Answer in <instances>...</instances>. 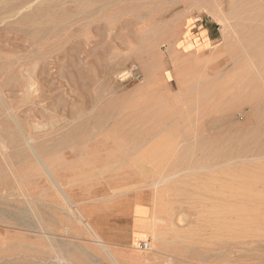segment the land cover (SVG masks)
I'll use <instances>...</instances> for the list:
<instances>
[{
  "label": "rangeland",
  "instance_id": "rangeland-1",
  "mask_svg": "<svg viewBox=\"0 0 264 264\" xmlns=\"http://www.w3.org/2000/svg\"><path fill=\"white\" fill-rule=\"evenodd\" d=\"M0 92V264H264V0H0Z\"/></svg>",
  "mask_w": 264,
  "mask_h": 264
},
{
  "label": "bare ground",
  "instance_id": "bare-ground-1",
  "mask_svg": "<svg viewBox=\"0 0 264 264\" xmlns=\"http://www.w3.org/2000/svg\"><path fill=\"white\" fill-rule=\"evenodd\" d=\"M36 1V0H35ZM19 2V1H18ZM20 3V2H19ZM57 3V2H56ZM53 5V4H52ZM105 5V4H104ZM188 5V4H187ZM214 5V4H213ZM28 6V5H27ZM51 6V5H50ZM53 7V6H52ZM58 8H59V6H58ZM54 9V8H53ZM217 10V9H216ZM219 11V10H218ZM93 12V11H92ZM243 15V14H242ZM244 16V15H243ZM12 17V16H11ZM20 17V16H19ZM22 17V16H21ZM71 17V16H70ZM76 17V16H75ZM74 17V18H75ZM77 19V18H76ZM86 20V19H85ZM60 22V21H59ZM64 22H66V21H64ZM226 22V21H225ZM83 23V22H82ZM227 23V22H226ZM257 23V22H256ZM225 25V24H224ZM250 29V28H249ZM31 32V31H30ZM34 34V33H33ZM252 36V35H251ZM263 44V43H262ZM258 46V45H257ZM251 48V47H250ZM250 51V50H249ZM258 51V50H257ZM261 51H263V50H261ZM247 52V51H246ZM248 53V52H247ZM262 53V52H261ZM249 54V53H248ZM252 54V53H251ZM244 55V54H243ZM259 55V54H258ZM252 57V56H251ZM232 63V62H231ZM229 66V65H228ZM256 69V68H255ZM25 73H28V72H25ZM30 73V72H29ZM74 74V73H73ZM127 75V74H126ZM21 76V75H20ZM76 76V75H75ZM255 76V75H254ZM257 77V76H256ZM32 78V77H31ZM259 79V78H258ZM32 80V79H31ZM211 81V80H210ZM259 81V80H258ZM29 82H31V81H29ZM29 82H27V83H29ZM34 82V81H33ZM12 83H14V82H12ZM26 87V86H25ZM253 90V89H252ZM35 91V90H34ZM33 91V92H34ZM1 93V92H0ZM3 93V92H2ZM1 93V94H2ZM254 93V92H253ZM256 94H258V93H256ZM255 95V94H254ZM259 95V94H258ZM1 96V95H0ZM1 98V97H0ZM237 99V98H236ZM6 103V102H5ZM259 105V104H258ZM11 109V108H10ZM9 112V111H8ZM11 115H12V113H11ZM252 117V116H251ZM97 120V119H96ZM95 122V121H94ZM246 128V127H245ZM260 128V127H259ZM23 133V132H22ZM260 133V132H259ZM17 135V134H16ZM256 136V135H255ZM17 138V137H16ZM26 138V137H25ZM63 138V137H62ZM29 139V138H28ZM210 139V138H209ZM31 140V139H30ZM29 142V141H28ZM29 144V143H28ZM23 149V148H22ZM18 152V151H17ZM181 152V151H180ZM34 154H35V156H36V158H37V160L42 164V166L44 167V169H45V171L47 172V173H49V171L47 170V167L45 166V165H43V162L40 160V158H39V156L34 152ZM186 156H187V154H186ZM212 162V161H211ZM211 165H212V163H211ZM219 165V164H218ZM217 165V166H218ZM203 166V165H202ZM216 166V165H215ZM214 166V167H215ZM219 167V166H218ZM219 168H222L221 166L219 167ZM201 170H204V168H200ZM195 170V169H194ZM199 170V169H198ZM52 178V177H51ZM56 185H57V183H56ZM57 188L59 189V191H60V193L62 194V196H63V198H65V199H67V196L65 195V194H63V192H62V190H61V188H60V186H58L57 185ZM68 200V199H67ZM1 208V207H0ZM4 209V208H3ZM13 213V212H12ZM12 213H11V215H12ZM14 213H16V212H14ZM33 214V213H32ZM6 215H7V213H6ZM14 216H15V214H13ZM33 217H35V216H33ZM15 219H16V217H14ZM23 219V218H22ZM17 220V219H16ZM15 220V221H16ZM19 220L21 221V219L19 218ZM97 239H98V241H100V238L99 237H97ZM32 259V258H31ZM55 259V258H54ZM32 260H35V259H32ZM62 260H63V257L62 256H60V257H58V258H56V263H57V261L58 262H62ZM42 262V261H41ZM39 263V262H38ZM47 263V262H46ZM66 263H68V262H66ZM62 264V263H61Z\"/></svg>",
  "mask_w": 264,
  "mask_h": 264
},
{
  "label": "built area",
  "instance_id": "built-area-1",
  "mask_svg": "<svg viewBox=\"0 0 264 264\" xmlns=\"http://www.w3.org/2000/svg\"><path fill=\"white\" fill-rule=\"evenodd\" d=\"M137 245H138V247H139L140 249H147V248L149 247V244H148L147 241H139V242L137 243Z\"/></svg>",
  "mask_w": 264,
  "mask_h": 264
}]
</instances>
